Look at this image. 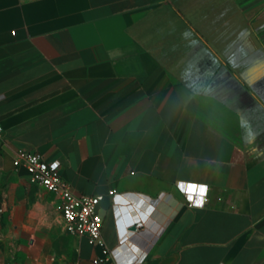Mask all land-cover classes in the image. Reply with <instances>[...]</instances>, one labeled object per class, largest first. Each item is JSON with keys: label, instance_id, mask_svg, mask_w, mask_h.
Masks as SVG:
<instances>
[{"label": "crops", "instance_id": "1", "mask_svg": "<svg viewBox=\"0 0 264 264\" xmlns=\"http://www.w3.org/2000/svg\"><path fill=\"white\" fill-rule=\"evenodd\" d=\"M19 149L104 194L105 264H264V0H0V264H94Z\"/></svg>", "mask_w": 264, "mask_h": 264}, {"label": "built area", "instance_id": "2", "mask_svg": "<svg viewBox=\"0 0 264 264\" xmlns=\"http://www.w3.org/2000/svg\"><path fill=\"white\" fill-rule=\"evenodd\" d=\"M13 163L15 166L26 168L31 183L55 193L60 199L59 208L67 231L85 235L90 243L102 246L104 257L94 258V264H105L109 257L116 256L114 250L106 245L102 233L104 216L99 211V204L104 199L103 193L78 194L74 192L69 181L60 172V161H48L37 151L19 149L16 151ZM189 186H194L197 190L195 192L189 191ZM205 186L207 191H205ZM177 187L190 206H197L195 203L197 198H201L203 200L202 206L204 205L208 196L207 184L180 180L177 182ZM200 188L204 189L202 197L199 196ZM115 192L112 189L109 194L114 195ZM189 196L192 198L189 199ZM143 225V223L137 224L138 227ZM136 261V257H131L117 264H135Z\"/></svg>", "mask_w": 264, "mask_h": 264}, {"label": "snow or ice", "instance_id": "3", "mask_svg": "<svg viewBox=\"0 0 264 264\" xmlns=\"http://www.w3.org/2000/svg\"><path fill=\"white\" fill-rule=\"evenodd\" d=\"M197 189L194 187V186H189V191H192V192H195ZM203 192H204V189L203 188H200L199 189V196L202 197L203 196ZM192 197L189 196V199H191ZM195 203L197 204V206H199L200 204L203 203V200L201 198H197Z\"/></svg>", "mask_w": 264, "mask_h": 264}, {"label": "clouds", "instance_id": "4", "mask_svg": "<svg viewBox=\"0 0 264 264\" xmlns=\"http://www.w3.org/2000/svg\"><path fill=\"white\" fill-rule=\"evenodd\" d=\"M184 35H185V36H188V35H190V33L186 32ZM205 191H207L206 186H205ZM199 206H202V204H200Z\"/></svg>", "mask_w": 264, "mask_h": 264}, {"label": "water", "instance_id": "5", "mask_svg": "<svg viewBox=\"0 0 264 264\" xmlns=\"http://www.w3.org/2000/svg\"><path fill=\"white\" fill-rule=\"evenodd\" d=\"M192 185H194V184H192ZM137 228H138L137 224H134V225L132 226V229H134V230H137Z\"/></svg>", "mask_w": 264, "mask_h": 264}]
</instances>
